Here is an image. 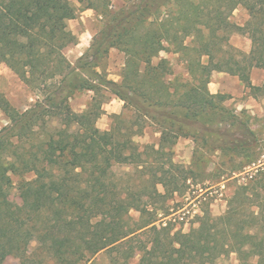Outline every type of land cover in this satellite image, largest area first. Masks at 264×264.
Instances as JSON below:
<instances>
[{
  "label": "trees",
  "instance_id": "1",
  "mask_svg": "<svg viewBox=\"0 0 264 264\" xmlns=\"http://www.w3.org/2000/svg\"><path fill=\"white\" fill-rule=\"evenodd\" d=\"M80 1L103 21L74 63L66 54L78 42L71 0H0V64L35 95L19 109L0 91L9 119L0 128V264H99L103 251L108 264H130L134 253L138 264H216L231 253L239 264H264V169L232 193L223 214L206 212L188 232L154 226L152 209L193 174L174 161L181 137L228 157L233 169L261 160L252 115L227 106L229 96L209 83L219 71L257 87L251 72L264 69V0H130L117 11L112 0ZM240 6L244 24L233 19ZM234 33L250 38L248 52L230 42ZM113 49L125 56L119 81L105 67ZM163 51L180 54L186 74ZM82 91L93 94L78 112L70 101ZM111 96L123 107L102 130ZM147 126L160 133L158 145L135 140ZM118 164L132 165L135 178L117 180ZM15 185L22 205L9 198Z\"/></svg>",
  "mask_w": 264,
  "mask_h": 264
},
{
  "label": "rangeland",
  "instance_id": "2",
  "mask_svg": "<svg viewBox=\"0 0 264 264\" xmlns=\"http://www.w3.org/2000/svg\"><path fill=\"white\" fill-rule=\"evenodd\" d=\"M130 0H112L110 9L117 11L124 7ZM75 6L73 18L68 21L69 28L76 34L78 40L82 42L80 47L75 45L66 49V54L72 62H76L79 57V50L92 40V35L99 28L102 17L97 15L93 10L84 9L80 0H71ZM249 15L245 8L238 7L233 12V19L244 24ZM230 42L248 52L251 49V41L247 35L234 33ZM162 57L169 58L174 65L176 74H186L180 54L175 52L161 53ZM125 56L117 49H113L106 62V71L108 77L119 81L121 71L124 65ZM214 81L209 85L210 90L215 92L218 88H224L223 93L228 95L225 104L237 111L246 110L252 115V126L257 130L259 138L264 143V70L256 69L253 79L256 84L255 89L246 88V93L237 95V86L240 81L237 76L229 73H214ZM218 76V77H216ZM224 77L223 82L221 79ZM0 91L9 99V101L19 109H25L35 99L33 92L21 81V79L5 64H0ZM235 93V94H234ZM92 91H82L71 99V105L75 111L81 112L87 108L91 99ZM123 107V101L115 96H111L103 105L105 112L97 121V125L102 130L108 129L111 125V115L120 112ZM8 117L0 108V128L8 124ZM160 133L153 126H147L142 135L135 137V140L141 145L157 144L159 142ZM174 161L183 164L193 170L190 179L185 183L182 190L175 193L167 201H158L153 205L152 209L155 213V221L153 225L160 228L170 225L175 229H182L188 232L192 227L198 225L199 219L209 212L214 216L223 214L228 205V199L233 192L244 186L257 173L258 169H264V153L261 160L252 166H246L241 169H233V163L228 157H221L218 152H207L204 148L197 147L192 138L181 137L174 147ZM115 177L119 181L128 178H135V169L132 165L118 164L113 167ZM33 173L25 175L26 179H33ZM14 183L17 184L19 178L13 176ZM159 190L163 191L162 186ZM138 192H145L139 190ZM264 192V190H261ZM143 195V194H141ZM144 203H149L150 198L145 195ZM9 198L17 205L24 203L21 192L17 190V186L11 190ZM189 211V212H187ZM186 213L183 215V213ZM130 215L133 219L140 218V211L132 209ZM144 238L143 236H140ZM138 237V239H140ZM137 241V240H135ZM96 261L99 264H108L109 256L106 251L97 254ZM140 254H132L130 264H138ZM5 264H20L17 258L10 257ZM52 264V262H51ZM216 264H239L235 253L222 256L217 259ZM249 264H254L250 262Z\"/></svg>",
  "mask_w": 264,
  "mask_h": 264
},
{
  "label": "crops",
  "instance_id": "3",
  "mask_svg": "<svg viewBox=\"0 0 264 264\" xmlns=\"http://www.w3.org/2000/svg\"><path fill=\"white\" fill-rule=\"evenodd\" d=\"M89 10H91V11H93L92 9H89ZM95 33V32H94ZM94 35V34H93ZM93 35H92V38H93ZM92 41V40H91ZM90 44H91V42L89 43V44H87V46H85V47H83V48H81L80 50H79V56H81L87 49H88V47L90 46ZM80 45H82V42L81 41H79L78 40V42L75 44V46L78 48V47H80ZM256 69H261V68H254L253 70H252V72H251V79H252V82H253V84L254 85H256L255 84V81H254V79H253V75H254V71H256ZM262 70H264V69H262ZM215 72H218V74L219 75H221L222 73H224V72H219V71H214L213 72V74H212V76H211V82L209 83V85L210 84H212V82L214 81V73ZM216 77H218V76H216ZM239 79V78H238ZM213 80V81H212ZM223 80H224V77L221 79V82H223ZM240 81V80H239ZM264 82V81H263ZM210 88V87H209ZM246 87H245V85L240 81V84H239V86H237V95H242L243 93H246ZM223 91H224V88L222 87L221 89H217L215 92H213V93H218V92H221V93H223ZM212 92V91H211ZM235 94V93H234ZM115 113H118V112H115ZM98 126V125H97ZM101 129V128H100Z\"/></svg>",
  "mask_w": 264,
  "mask_h": 264
},
{
  "label": "built area",
  "instance_id": "4",
  "mask_svg": "<svg viewBox=\"0 0 264 264\" xmlns=\"http://www.w3.org/2000/svg\"><path fill=\"white\" fill-rule=\"evenodd\" d=\"M187 212H189V211H187ZM185 214H186V213L184 212L183 215H185Z\"/></svg>",
  "mask_w": 264,
  "mask_h": 264
}]
</instances>
